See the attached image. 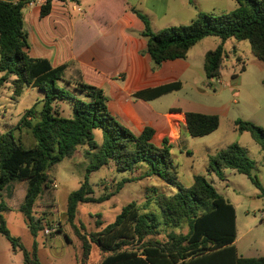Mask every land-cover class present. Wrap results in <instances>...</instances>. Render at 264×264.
Returning <instances> with one entry per match:
<instances>
[{"label": "trees", "instance_id": "1", "mask_svg": "<svg viewBox=\"0 0 264 264\" xmlns=\"http://www.w3.org/2000/svg\"><path fill=\"white\" fill-rule=\"evenodd\" d=\"M36 0H19L8 3L0 0V89L11 81L14 94L21 97L31 89L44 92L43 98L21 117L18 127L30 131L34 145L26 148L16 139L13 130L0 134V233L14 247L25 254V264H40L37 249L29 254L20 239L11 235L3 212L9 207L2 199V191L15 181H26L27 190L20 211L33 234L45 228L35 218L34 209L44 189L50 188V169L71 158L81 146L93 161L87 167L85 180L79 190L70 194L67 207L68 223L73 224L82 242V264H93L92 254L99 253L97 264H264V257L243 258L235 246L237 240V215L235 207L203 176H195L190 187L178 183L173 144L164 138L161 145L153 143L155 130L146 126L139 135L123 125L110 111L103 89L87 83H73L64 79L67 66L53 68L46 59L30 56L28 34L24 29L23 13ZM238 7L230 12L207 14L199 12L189 25L175 26L155 34L148 18L131 9L145 24L142 33L148 39L147 52L156 65L186 59L190 50L209 37H218L223 44L228 40L247 41L253 56L264 64V0H235ZM53 0H46L41 16L50 14ZM225 50L220 45L205 56V73L209 80L221 75ZM264 85V79H263ZM63 84V85H61ZM71 87L84 94L86 100L74 101L72 113L65 117L57 110L60 102L76 100ZM181 82L169 83L137 92L133 97L146 102L179 91ZM73 98V99H72ZM41 104V110L38 105ZM180 113L181 111H172ZM186 128L191 137L207 136L219 127V117L200 113H185ZM236 131L249 133L264 152V129L251 122L236 121ZM101 131L102 142L96 141L95 132ZM114 161L117 171L143 170L142 174L123 179L114 193L100 197L93 194L90 175L109 166ZM211 171L222 175L230 169L248 176L254 185L264 189L252 177L254 162L246 150L231 145L213 160ZM145 170V171H144ZM159 177L176 188L170 195L152 197L142 206L131 203L124 207L114 223L105 226L98 215L96 231L85 234L76 227L78 207L81 203H103L117 195L125 184ZM154 201L161 217L145 212ZM189 227L188 233L172 231L167 241L152 240L161 227ZM59 226L57 233H62ZM132 244L134 245L133 247Z\"/></svg>", "mask_w": 264, "mask_h": 264}, {"label": "rangeland", "instance_id": "2", "mask_svg": "<svg viewBox=\"0 0 264 264\" xmlns=\"http://www.w3.org/2000/svg\"><path fill=\"white\" fill-rule=\"evenodd\" d=\"M143 14L148 15L152 31L157 34L164 29L191 24L197 19L199 12L221 14L235 10V0H129ZM119 6V5H118ZM131 14V13H130ZM131 16L125 24L116 26L109 36L113 45L126 61L134 62L127 80L115 79L109 83L102 80L89 79L92 85L103 89L111 108L117 103L126 101L128 92L148 86L166 85L181 82L182 88L152 102H145L131 96V105L146 125H151L157 135L153 143L160 146L161 133L169 135L173 128L168 114L171 111L183 113L194 112L219 117V127L213 133L194 138L187 131L182 132L181 140L172 143L173 159L178 165V183L190 187L195 176L205 177L226 198L236 210L237 240L235 246L240 257H264V198L262 191L252 180L243 174L224 169L222 175L211 171L213 160L231 145H238L247 151L254 162L252 177L257 179L264 189V152L249 133L236 131L235 122H251L264 129V64L257 60L247 41H223L218 37H209L194 46L186 59L165 62L156 65L147 52L148 39L142 35L145 31L144 22L137 16ZM118 37H117V36ZM223 45L225 57L221 75L218 79L209 80L205 73V56L207 52ZM126 60V61H125ZM124 71H121V73ZM2 74L0 73V78ZM140 78V79H138ZM84 79V78H83ZM63 85V84H61ZM76 100L60 102L57 110L68 117L75 105L74 101L86 100L84 94L71 87ZM44 96L40 89H27L21 97H16L11 81L0 89V134L6 135L13 130L14 137L21 139L24 147H33L34 142L29 130L18 123L24 113L35 106ZM73 99V98H72ZM41 104L37 110H41ZM116 118L127 128L135 131L131 123L116 112ZM173 120H184L183 115L172 116ZM175 132L172 141L177 140L178 128L174 123ZM96 141L103 139L101 131L95 132ZM87 147L81 146L75 154L50 169V179L57 183L55 190L44 189L34 209L36 219L43 220L42 226L52 229L62 226V233L46 235L45 230L33 234L27 226L25 215L20 211L27 190L26 181H15L8 184L1 192L2 199L9 207L3 212L4 219L11 235L20 239L25 248L32 254L36 248L40 264H82V242L73 224L68 223L67 207L69 196L82 186L87 174V167L92 163V155H87ZM145 171V170H144ZM143 170L117 171L115 162L90 175L93 191L91 197L96 199L115 192L123 179L142 174ZM176 188L159 177L144 179L139 182L127 183L122 190L103 203H81L78 207L76 227L82 233L96 231V221L101 215L105 226L114 223L123 208L137 203L141 208L157 195H170ZM155 192L157 193L156 196ZM153 212L161 217V210L154 201L150 202L145 212ZM151 239L167 241L168 234L188 233L189 227L183 224L180 228L161 227ZM134 245L132 244L133 247ZM99 253L92 254L91 262L97 264ZM0 264H25L24 252L0 233Z\"/></svg>", "mask_w": 264, "mask_h": 264}, {"label": "crops", "instance_id": "3", "mask_svg": "<svg viewBox=\"0 0 264 264\" xmlns=\"http://www.w3.org/2000/svg\"><path fill=\"white\" fill-rule=\"evenodd\" d=\"M2 1L15 4L19 0ZM45 3L46 0H36L29 4L23 13L24 29L28 34L32 58L46 59L53 68L66 65L64 79L73 83L92 85L89 82L91 78L105 83L115 79H128L134 62L125 60L126 64L122 67L123 58H120L119 50L109 39L112 40L115 36L109 34L120 23L125 24L127 19L131 22L130 15L136 16L131 9H137L129 0H53L50 14L42 17L41 10ZM145 16L148 18V15ZM159 86L162 85L122 91V96L128 92L129 97L126 101L117 103L116 108L109 106L111 113L116 117V112L119 111L135 128V131H132L139 135L146 126L151 125H146L134 110L131 96ZM175 115H183L184 120H173L171 117ZM168 117L171 119L173 130L169 135L161 133L160 138L166 136L171 143H176L181 140L182 132L187 131L185 113L171 111ZM175 122L179 134L175 138L177 140L172 141Z\"/></svg>", "mask_w": 264, "mask_h": 264}, {"label": "built area", "instance_id": "4", "mask_svg": "<svg viewBox=\"0 0 264 264\" xmlns=\"http://www.w3.org/2000/svg\"><path fill=\"white\" fill-rule=\"evenodd\" d=\"M52 186H53V188L56 190L57 189V183L56 182H52ZM57 231H58V226H55V227H53L52 229H46L45 230V234L46 235H51L52 233H57Z\"/></svg>", "mask_w": 264, "mask_h": 264}]
</instances>
